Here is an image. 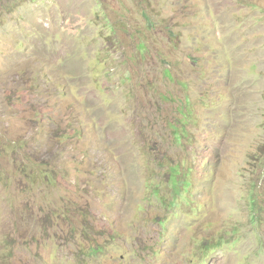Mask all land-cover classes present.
<instances>
[{
    "label": "rangeland",
    "instance_id": "rangeland-1",
    "mask_svg": "<svg viewBox=\"0 0 264 264\" xmlns=\"http://www.w3.org/2000/svg\"><path fill=\"white\" fill-rule=\"evenodd\" d=\"M0 264H264V0H0Z\"/></svg>",
    "mask_w": 264,
    "mask_h": 264
}]
</instances>
